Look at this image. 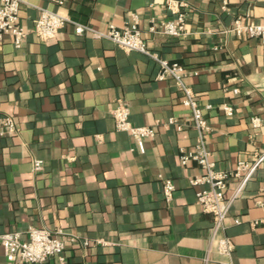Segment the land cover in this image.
Masks as SVG:
<instances>
[{
	"label": "crops",
	"instance_id": "1",
	"mask_svg": "<svg viewBox=\"0 0 264 264\" xmlns=\"http://www.w3.org/2000/svg\"><path fill=\"white\" fill-rule=\"evenodd\" d=\"M23 1L24 44L0 39V117H11L16 128L10 135L0 128V235L20 232L25 240L29 227L60 231L64 264H220L209 248L212 215L195 203L203 187L191 180L201 170L179 163L196 135L175 81H158L152 58L76 35L73 24L40 41L32 33L34 7L96 31L123 28L136 15L148 50L187 73L184 82L210 127L205 138L216 170L233 171L264 152V43L227 31L236 19L264 25V0H183L188 34L177 38L150 30L175 18L165 0ZM119 100L133 126L155 130L141 140L142 151L130 134L115 130L111 111ZM222 104L234 108L233 116ZM253 116L262 120L259 128ZM171 117L181 131L167 126ZM33 160L43 162L41 171L33 173ZM253 172L243 185L229 178L225 191L236 264H264V161ZM165 179L175 187L170 204L162 196ZM48 262L62 264L56 257ZM0 264H13L2 247Z\"/></svg>",
	"mask_w": 264,
	"mask_h": 264
},
{
	"label": "built area",
	"instance_id": "2",
	"mask_svg": "<svg viewBox=\"0 0 264 264\" xmlns=\"http://www.w3.org/2000/svg\"><path fill=\"white\" fill-rule=\"evenodd\" d=\"M57 5L63 4L60 0H54ZM26 4L23 0H0V39L4 35H8L12 39V43L16 48L24 44L27 36L26 31L18 23V15L20 6ZM166 9L172 13L175 18L167 20L163 23L159 30L151 27V32H158L171 37H183L188 34V28L185 21V12L182 8H186L187 4L182 0H165ZM38 11V15L34 20V28L32 33L42 42L55 38L66 24L74 25V32L81 36L84 33H90L95 39H105L116 44L124 52H138L147 57L152 58L159 66V73L156 76L158 81H162L167 77H171L175 81L176 88L182 94V105L189 110L187 122L195 132L196 142L190 149H181L179 152V163L185 167L189 162H194L201 170V175L193 178L191 183L199 189L196 193L195 203L201 208L203 213L212 215L213 227L209 237V248H214L217 254L223 258L220 264H236L233 252L234 242L227 235V226L225 220L230 213L232 200L226 199L225 191L228 179L234 177L240 178L242 185L252 176L255 167L264 161V152L257 156L254 165L250 166L247 162L240 161L237 163L233 171L216 170L215 162L207 148V139L205 135L210 131L208 122L204 117V109L197 105L195 94L185 82L186 72L178 63H169L161 60L156 54L148 50L144 40L141 38V30L136 15L132 17V23L127 24L123 28L109 27L103 31H96L87 24H78L70 20L66 15H61L55 11L34 7ZM237 37L241 35L249 38H257L264 43V25L243 24L240 19L234 21L233 27L227 31ZM238 90L235 89L234 93ZM206 110L212 109L211 105L205 107ZM224 115L233 116L235 110L228 104H222ZM114 121L115 130L130 134L135 141L138 142L142 151V139L152 138L155 135L154 128L133 126L129 121L130 109L125 102L119 100L115 109L111 111ZM252 127L259 128L262 120L257 116L250 118ZM168 125H176L177 130L181 131L182 126L176 119L169 118ZM0 128L4 134H14L16 128L11 117H0ZM32 171L39 172L43 168V162L33 160ZM174 184L172 180H162V196L166 204H170L174 194ZM260 203V202H259ZM261 204V203H260ZM263 205V204H262ZM235 223L239 224L238 221ZM26 239H21V233L9 232L0 235V247L3 249V256L8 263H25V264H49V260L56 257L59 262L64 264L63 252L66 248L65 243L59 238L60 231H50L37 227H29L25 232ZM74 238H71L73 241Z\"/></svg>",
	"mask_w": 264,
	"mask_h": 264
}]
</instances>
